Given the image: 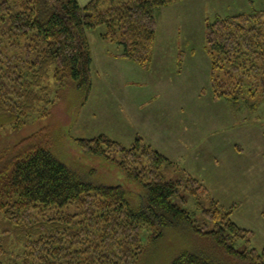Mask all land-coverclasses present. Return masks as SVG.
I'll use <instances>...</instances> for the list:
<instances>
[{
	"label": "trees",
	"instance_id": "trees-1",
	"mask_svg": "<svg viewBox=\"0 0 264 264\" xmlns=\"http://www.w3.org/2000/svg\"><path fill=\"white\" fill-rule=\"evenodd\" d=\"M105 1H0V128L47 116L66 87L89 97L88 32L98 27L106 28L103 39L118 42V57L148 67L156 14L180 0H109L102 9ZM205 38L214 99H264V10L216 16ZM77 142L141 183V204L132 206L123 187L93 182L64 163L40 131L0 157V264H264V249L236 247L252 233L233 219L236 207L218 205L192 176L166 180L168 158L140 138L129 148L105 135ZM190 198L195 211L185 207Z\"/></svg>",
	"mask_w": 264,
	"mask_h": 264
},
{
	"label": "rangeland",
	"instance_id": "rangeland-1",
	"mask_svg": "<svg viewBox=\"0 0 264 264\" xmlns=\"http://www.w3.org/2000/svg\"><path fill=\"white\" fill-rule=\"evenodd\" d=\"M14 1L10 0L13 5ZM78 1L85 6L92 0ZM108 6L106 0L102 9ZM261 10L264 0H180L162 8L156 14L153 62L143 69L123 59L135 64L137 71L112 68L114 59L106 62L105 56L121 51L118 42L102 38L105 26L91 30L95 65L89 97L66 87L55 92L47 116L31 115L21 128H0V157L41 131L64 163L93 182L123 187L130 204L139 207L143 185L116 162L84 154L78 139L105 135L129 148L140 138L143 145L168 158L161 173L171 181L189 176L200 181L207 161L212 164L211 154H219L220 166L212 176H225L227 181L215 185L212 196L225 209L236 205L233 219L252 231L250 242H239L237 249L263 251L264 99L247 93L239 102L214 99L205 38L206 23L216 16ZM112 156L121 161L119 153ZM174 201L180 203L177 198ZM196 206L190 198L185 207L195 211ZM197 219L204 222L200 214ZM142 236L147 239L145 232Z\"/></svg>",
	"mask_w": 264,
	"mask_h": 264
},
{
	"label": "crops",
	"instance_id": "crops-1",
	"mask_svg": "<svg viewBox=\"0 0 264 264\" xmlns=\"http://www.w3.org/2000/svg\"><path fill=\"white\" fill-rule=\"evenodd\" d=\"M90 33H91V31L88 32L89 40L91 39L90 36H89ZM90 43H91V47H92V57H93V65H92V79H93V71H94V65H95V56H94V53H93L92 41H90ZM119 54H120V51L117 52L116 54H112V55H110V53L106 54V56H105L106 62H107V60H110V59H114V61H115L113 64H111L112 68H115L117 71L118 70H123V69H130V70H133V71H137L136 69H139V68H135V67H137L135 64H129V62H124L122 58L118 57ZM152 62H153V60H152ZM108 68H109V66H108ZM146 68H143V69H146ZM109 84H112V83L110 82ZM93 86H94V82H93ZM214 142H215V140L213 141L211 146L214 145ZM238 148H239V145H237V149ZM209 150H212L211 147H210ZM210 159L212 161V164L209 165L208 161H207V164L204 163L205 166L207 167V171L205 173V178L202 177L203 179H200V181H202L203 184L206 185V187L210 190V193H211V196H212V191L215 189V185H220L222 183H225L227 181V178L225 176H222L219 179H214L213 178L212 175H213L214 171L217 169L216 167L220 166V162H219L220 161V155L216 154V153L215 154H211ZM214 199L216 201L219 200V199H217V197L214 198ZM233 206L236 207V205H233Z\"/></svg>",
	"mask_w": 264,
	"mask_h": 264
}]
</instances>
